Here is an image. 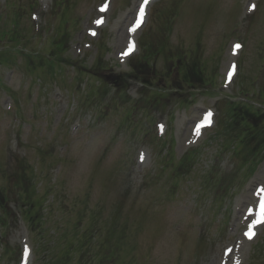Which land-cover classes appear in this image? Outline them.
<instances>
[{"label": "rangeland", "instance_id": "374dc122", "mask_svg": "<svg viewBox=\"0 0 264 264\" xmlns=\"http://www.w3.org/2000/svg\"><path fill=\"white\" fill-rule=\"evenodd\" d=\"M234 1L158 0L138 35L131 36L139 47L127 59L123 48L117 47L118 33L127 25V15L137 16L141 0H0L1 17L15 19V12L20 13L19 29L27 39L33 37L34 49L44 50L51 41L59 45L67 30L63 56L89 67L102 50L110 66L130 72L132 60L143 56L146 42L156 51L166 42L164 53L152 57L154 86L149 96L172 91L173 81L180 77L181 65L176 66L180 54H190V62L197 58L211 75L209 84L196 90L183 84L173 89L179 98L192 94L184 104L170 97L144 108L140 99L147 86L137 79L130 80L125 95L111 91L101 99L92 98L98 83L91 75L88 79L85 74L78 84L80 76L71 66L65 67L64 78L60 74L52 80L45 79L40 69L28 72L20 54L14 63L0 65V187L9 195L13 214L3 230L4 240L22 254L18 259L10 258V253L2 257L1 243L0 264H55L54 258L65 251L69 257L65 264H100L97 250L103 232L101 243L108 250L115 246L112 257L123 264L134 260V264H221L229 245L243 235L242 223H235L237 202L245 200V208L254 199V188L264 185V160L252 174L249 169L239 172L236 185L224 182L236 171L239 136L244 134L240 122L232 126L231 117L221 118V108L227 98L244 97L239 76L245 91L264 85V0H237L239 7ZM250 3L258 4L255 12ZM63 8L67 11L61 18ZM233 27L239 32L231 33ZM204 111L211 113V125L194 137L193 124ZM162 141L174 146L167 153L173 161L165 168L156 146ZM97 149L110 157L95 156ZM164 151H169L168 145ZM189 151L193 164L182 170L178 162ZM125 152L129 154L119 160ZM24 161L38 174L37 193L44 190L38 209L46 207L48 185L53 191L41 222L37 219L33 227L20 202L29 180L19 173L14 181L21 184L10 189V177ZM104 188L109 192L101 191ZM154 201L159 205L155 223ZM119 202L124 204L115 206ZM83 212L102 222V228L100 222L96 225L97 239L90 237L84 245L87 251H80L79 233L93 225L79 217ZM242 254V264H264V227Z\"/></svg>", "mask_w": 264, "mask_h": 264}, {"label": "bare ground", "instance_id": "6f19581e", "mask_svg": "<svg viewBox=\"0 0 264 264\" xmlns=\"http://www.w3.org/2000/svg\"><path fill=\"white\" fill-rule=\"evenodd\" d=\"M131 17H132L131 21H133V14L131 15ZM127 18L129 19V16H127ZM131 21H129V22H131ZM131 35H133L132 30L127 28L126 25H125V27L122 26V30L120 31V33L118 35V41H117V46L119 47V49H122L123 47H125V45L128 42V37H130ZM128 48H129V46H128ZM202 115H203V113H202ZM194 126H196V124ZM199 130H201V128L196 126V130L194 131V134H197ZM253 193H254L256 199L258 200V202H261L262 196H264L263 191L259 192V191L255 190ZM246 198L247 199L249 198L248 195L246 196ZM246 203L247 202L245 200H239L237 202V206H236V210L238 213L237 218L239 219L240 217H243V219H244V217H245V223L250 225L252 227V230H258L260 227H262V220H261V223L258 224L256 221H254V218L256 216L255 220H257V219H259V217H262L264 215L262 213L263 208L260 207L259 205H257L256 202H254L253 205L248 204V206H247V209L251 210V212L242 211L240 209V207L243 208ZM175 211H176L175 209H173V208L171 209L172 214H175ZM248 241H249L248 236L247 237L240 236V238H238L236 241L234 251H233V247L229 248V252H228L229 254H227V258H229V256L239 257V253H241L242 249L246 245V242H248Z\"/></svg>", "mask_w": 264, "mask_h": 264}, {"label": "trees", "instance_id": "16d2710c", "mask_svg": "<svg viewBox=\"0 0 264 264\" xmlns=\"http://www.w3.org/2000/svg\"><path fill=\"white\" fill-rule=\"evenodd\" d=\"M11 31H13V30H10V32ZM2 33H7V32H2ZM197 79L199 80L200 78H199V76L197 75ZM245 115V114H244ZM238 116H240V115H238V112H236V117H235V119H233V122L231 123V125L233 126V125H236L238 122H239V120H238ZM243 118L242 119H244V116H242ZM247 130L248 131H250V133H252V132H254V130H249L248 128H247ZM263 142H264V139L262 138V139H259V140H257L253 145H249L248 146V150L250 151V152H254V151H256L257 150V148L258 147H260L262 144H263Z\"/></svg>", "mask_w": 264, "mask_h": 264}, {"label": "snow or ice", "instance_id": "6c2138e0", "mask_svg": "<svg viewBox=\"0 0 264 264\" xmlns=\"http://www.w3.org/2000/svg\"><path fill=\"white\" fill-rule=\"evenodd\" d=\"M148 3V0H144V5H146ZM254 7V6H253ZM140 16H141V18L143 17V5L141 6V9H140ZM139 20L137 21V24L136 25H134L133 26V28H132V31H135V28L136 27H138L139 26ZM134 46V45H133ZM236 48H239L240 47V45H236L235 46ZM132 50V46H130V48H129V51H131ZM128 53L126 52V53H124V55H127ZM230 76H231V74H230ZM211 116V113H208V117H210ZM207 119V118H206ZM210 122V121H209ZM249 236H250V234H248Z\"/></svg>", "mask_w": 264, "mask_h": 264}]
</instances>
